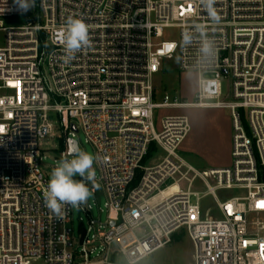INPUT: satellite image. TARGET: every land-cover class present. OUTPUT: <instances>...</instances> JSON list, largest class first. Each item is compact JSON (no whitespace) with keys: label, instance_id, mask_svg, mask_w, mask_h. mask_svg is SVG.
I'll return each mask as SVG.
<instances>
[{"label":"built area","instance_id":"1","mask_svg":"<svg viewBox=\"0 0 264 264\" xmlns=\"http://www.w3.org/2000/svg\"><path fill=\"white\" fill-rule=\"evenodd\" d=\"M215 7L217 22L199 0H36L23 14L0 0V264H136L180 230L193 246L191 264H264V0ZM15 17L26 21L5 25ZM69 17L89 26L91 47L65 64L60 33ZM197 23L209 26L215 59L200 36L181 42ZM169 29L176 38L163 39ZM175 59L197 76L193 102L155 98L154 76ZM227 77L233 101L221 102ZM189 108L230 109L229 166L199 170L181 154L188 117L159 111ZM57 130L66 158L68 138L80 151L83 133L107 198L106 231H84L75 248L72 208L58 217L44 204L41 143ZM153 146L164 155L146 165ZM229 190L238 194L218 195ZM203 193L219 217H202Z\"/></svg>","mask_w":264,"mask_h":264},{"label":"rangeland","instance_id":"2","mask_svg":"<svg viewBox=\"0 0 264 264\" xmlns=\"http://www.w3.org/2000/svg\"><path fill=\"white\" fill-rule=\"evenodd\" d=\"M5 25L24 24V17H15L13 19H5ZM176 29H169L165 32L163 39L176 38ZM5 33L0 31V47L5 46ZM213 77V75H211ZM154 93L157 99L163 95H170L172 98L178 97L179 100L193 102L194 93L197 89V76L195 74L181 73L177 68V61H165L162 70L154 76ZM221 102H232L233 98L230 95V77L222 81V94L219 98ZM160 115L168 113L185 114L190 121V132L186 139L179 147L181 154L199 170H209L211 168L227 167L231 164V136H232V117L231 111L228 108H189L179 111H159ZM56 135L52 138H47L41 143L42 159L41 166L50 179V173L57 161L62 158L61 141L65 135L57 130ZM77 139L80 142L81 150L92 153L94 156L95 150L85 142L82 132H79ZM163 152L156 150L150 154L146 160V165H155L162 157ZM72 158V156H67ZM93 167L96 170V182L99 187L93 190V196L89 199L87 208L90 206L89 212L83 209L77 210L72 208L71 222L69 227L73 230L74 248L84 233L89 231L91 235H102L106 228L102 226L108 215L105 207L107 201L106 194L101 181V170L97 159ZM76 179H79L77 176ZM90 189L92 188L89 183ZM194 190L203 192L205 188L201 183L197 182L194 185ZM238 194L237 190L220 191V197H232ZM202 217L206 210H210L211 215L219 217L215 202L209 194L203 193L201 201ZM96 221L97 224L90 229V221ZM178 240L172 237L169 244L154 251L151 255L139 260L136 264H191L193 246L185 230H180L176 233Z\"/></svg>","mask_w":264,"mask_h":264},{"label":"clouds","instance_id":"3","mask_svg":"<svg viewBox=\"0 0 264 264\" xmlns=\"http://www.w3.org/2000/svg\"><path fill=\"white\" fill-rule=\"evenodd\" d=\"M199 2L208 18L217 22L219 20L215 7L217 0H199ZM13 3L16 10L23 14L35 7L36 0H13ZM194 35L201 37V51L209 60L215 59V43L210 38L209 26L194 24L189 31L182 32L181 42L185 46L191 45ZM60 36L65 64H70L81 50L91 47L89 26L80 18L69 17L61 29ZM96 159L97 157L92 153L80 150L70 159L62 157L57 161L43 193L44 204L50 212L62 217L65 207L81 210L88 205L93 190L99 187L96 182V170L93 167ZM77 176L79 179H76ZM89 183L92 185L91 189Z\"/></svg>","mask_w":264,"mask_h":264},{"label":"water","instance_id":"4","mask_svg":"<svg viewBox=\"0 0 264 264\" xmlns=\"http://www.w3.org/2000/svg\"><path fill=\"white\" fill-rule=\"evenodd\" d=\"M71 130L77 132V129L75 128L74 125H71ZM67 142H68V154L69 156H73L74 153L79 151L78 142L76 139L72 137L68 138ZM113 224L114 223L112 222L111 225Z\"/></svg>","mask_w":264,"mask_h":264},{"label":"trees","instance_id":"5","mask_svg":"<svg viewBox=\"0 0 264 264\" xmlns=\"http://www.w3.org/2000/svg\"><path fill=\"white\" fill-rule=\"evenodd\" d=\"M154 95H155V93H154ZM155 98H156V96H155ZM156 99H157V98H156ZM64 143H65V140L63 139V140L61 141V147H62V150H64ZM154 150H155V147L153 146V147H152V151H154ZM149 156H150V154H149ZM149 156H148V158H149ZM173 237L175 238V240H178V235H177V234H174Z\"/></svg>","mask_w":264,"mask_h":264},{"label":"crops","instance_id":"6","mask_svg":"<svg viewBox=\"0 0 264 264\" xmlns=\"http://www.w3.org/2000/svg\"><path fill=\"white\" fill-rule=\"evenodd\" d=\"M185 74H193V73H185ZM195 92H196V90H195ZM194 95H195V93H194ZM183 110H185V109H183ZM183 114V113H182ZM185 115V114H184ZM186 139V138H185ZM155 152V151H154ZM192 164V163H191ZM193 165V164H192Z\"/></svg>","mask_w":264,"mask_h":264}]
</instances>
